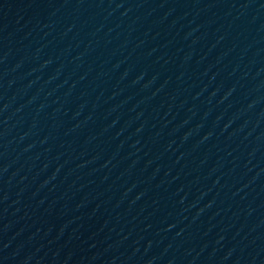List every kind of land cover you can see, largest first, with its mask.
I'll use <instances>...</instances> for the list:
<instances>
[{"label": "water", "instance_id": "obj_1", "mask_svg": "<svg viewBox=\"0 0 264 264\" xmlns=\"http://www.w3.org/2000/svg\"><path fill=\"white\" fill-rule=\"evenodd\" d=\"M0 264H264V0H0Z\"/></svg>", "mask_w": 264, "mask_h": 264}]
</instances>
